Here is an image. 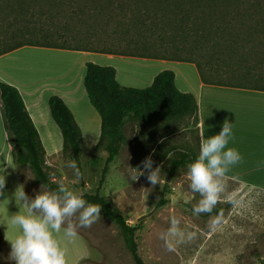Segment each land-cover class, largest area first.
<instances>
[{
	"label": "rangeland",
	"instance_id": "rangeland-1",
	"mask_svg": "<svg viewBox=\"0 0 264 264\" xmlns=\"http://www.w3.org/2000/svg\"><path fill=\"white\" fill-rule=\"evenodd\" d=\"M59 7L66 11L67 7ZM51 17H55L51 0H0V54L18 45L51 44ZM116 25V21L106 23L104 17L99 18L67 39H73L72 46L81 50L108 48L129 53L138 48L151 50L163 35L153 32L150 21L127 33ZM193 44L187 57L213 68L207 44H196L200 49ZM214 68L227 71L226 65ZM125 132L126 140L101 187L107 154L89 148L81 153V171L69 156L51 157L53 181L65 194L95 193L100 187V195L130 225L140 223L136 236L144 264H264V190L200 170V138L193 118L128 122ZM180 152L193 155L196 161L170 176L168 160ZM22 176L29 205L47 219L49 234L40 237L38 248L27 246L22 264H44L43 255L50 251L51 260L60 258L56 261L60 264L63 257L68 263V255L73 261L89 258L81 264H135L113 223L67 195L37 185L28 169ZM229 201H233L229 211L213 214L214 207ZM15 261L14 247L0 235V264Z\"/></svg>",
	"mask_w": 264,
	"mask_h": 264
},
{
	"label": "trees",
	"instance_id": "trees-1",
	"mask_svg": "<svg viewBox=\"0 0 264 264\" xmlns=\"http://www.w3.org/2000/svg\"><path fill=\"white\" fill-rule=\"evenodd\" d=\"M60 5L67 7L66 11ZM52 12L55 17H51V44L32 46L188 62L196 66L204 84L264 92V0H51ZM103 17L106 23L116 21V27L120 26L123 33L146 27L150 21L153 32L163 35L152 51L138 48L128 53L123 49L81 50L72 46L73 39L68 40V35L78 34L87 22L103 20ZM200 42L207 44L213 68L206 69L199 60L187 57L192 43L194 49H200L201 45H196ZM22 46L25 45L3 53ZM214 65H226L227 71L215 69ZM84 86L91 105L101 117V135L93 150L107 154L100 187L126 140L128 122L150 124L193 118L198 126L196 99L178 90L172 70L160 72L149 87L137 89L120 85L114 67L87 62ZM0 100L15 165L22 172L28 169L37 185L56 195L65 194L49 173L52 168L47 164L44 146L17 88L0 82ZM49 109L62 134V156H69L81 171V153L88 148L79 125L59 96L50 98ZM195 161L193 155L180 152L168 160L169 175L173 176ZM200 162L201 147L199 165ZM99 189L95 193L65 195L113 223L121 231L134 263L144 264L136 236L140 223L130 225L110 201L100 195ZM232 205L233 201H229L211 211L220 214L229 211Z\"/></svg>",
	"mask_w": 264,
	"mask_h": 264
},
{
	"label": "crops",
	"instance_id": "crops-1",
	"mask_svg": "<svg viewBox=\"0 0 264 264\" xmlns=\"http://www.w3.org/2000/svg\"><path fill=\"white\" fill-rule=\"evenodd\" d=\"M87 62L114 67L120 85L137 89L149 87L160 72L172 70L178 90L192 94L198 105L200 170L264 190L263 91L204 84L196 66L188 62L25 45L0 54V82L14 86L21 94L49 167H53L49 159L61 154L63 146L61 131L49 109L52 96H59L69 107L87 148L93 150L99 142L101 117L84 86ZM122 68L129 73L122 75ZM47 222L29 205L22 171L13 161L0 100V235L14 247L15 264L25 261L27 246L38 248L40 237L49 235ZM84 245L89 251L85 239ZM58 260H51V251L43 255L44 264H60ZM85 260L73 261L68 255L67 264Z\"/></svg>",
	"mask_w": 264,
	"mask_h": 264
},
{
	"label": "bare ground",
	"instance_id": "bare-ground-1",
	"mask_svg": "<svg viewBox=\"0 0 264 264\" xmlns=\"http://www.w3.org/2000/svg\"><path fill=\"white\" fill-rule=\"evenodd\" d=\"M131 72V71H130ZM136 72V71H135ZM129 72H127V70H125L124 68H122L121 74L122 75H127ZM132 74V73H131ZM133 76V75H132ZM150 78V77H149Z\"/></svg>",
	"mask_w": 264,
	"mask_h": 264
}]
</instances>
